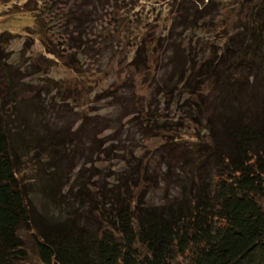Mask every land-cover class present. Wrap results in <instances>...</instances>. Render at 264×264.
Masks as SVG:
<instances>
[{
    "label": "trees",
    "instance_id": "trees-1",
    "mask_svg": "<svg viewBox=\"0 0 264 264\" xmlns=\"http://www.w3.org/2000/svg\"><path fill=\"white\" fill-rule=\"evenodd\" d=\"M40 1H46L48 12L54 14L55 0H29L23 9L36 20L30 32L39 34L46 53L55 60L60 57L57 35L66 52L98 59L96 55L114 49V40H137L141 34L138 26L128 22L132 11L127 3L126 13L122 11V0H58L57 22L37 6ZM209 3L204 4V12L212 9L214 3ZM181 8L180 28L194 31L201 11L187 1ZM218 12L211 24L220 44L203 62L180 51L177 40L169 42L178 49L175 53L183 55L180 68L170 77L172 83L165 86L166 94L186 98L181 109L189 122L205 125L208 136L193 147L190 138L182 144L180 135H175L181 124L170 128L168 123L161 131V150L179 146L186 154L190 149L192 155L179 162L194 158L197 176L183 174V170L178 176L167 168L166 175L157 177L137 169L100 179L90 173L92 167L85 168L92 159L84 157L83 164L74 168L78 171L66 179L61 160L73 149L69 137L54 129L44 107L39 113L23 112L16 89L24 85L18 83L24 70L6 49L16 35L5 32L0 36V89L8 90L4 96L0 93V264H31L26 235L32 238L41 264H264V0H241L234 7H219ZM204 20L201 23L208 25ZM144 41L133 54L137 68H147L153 52L162 45L160 39L158 46ZM31 59L26 67L36 68L35 58ZM156 66L161 64L156 62ZM69 102L70 97L65 98L52 109L63 117L70 111ZM136 116L135 120L140 111ZM81 126L89 130L83 145L90 144L86 152L90 148L92 154L96 150L92 134L99 126L86 119ZM111 148L109 152L114 151ZM23 151L30 161L36 159L39 179H43L38 192L41 208L19 178L17 162ZM86 174V180L80 181ZM158 177L179 184L178 195H167L163 189L167 182L159 183ZM54 179L58 181L53 191L48 190L53 186L50 182L42 187ZM179 179L188 181L181 184ZM152 184L164 190V201L159 204L147 202L144 190ZM68 185L81 190L73 194L70 189L68 194Z\"/></svg>",
    "mask_w": 264,
    "mask_h": 264
},
{
    "label": "rangeland",
    "instance_id": "rangeland-1",
    "mask_svg": "<svg viewBox=\"0 0 264 264\" xmlns=\"http://www.w3.org/2000/svg\"><path fill=\"white\" fill-rule=\"evenodd\" d=\"M28 1L0 0V36L5 32L16 35L12 42H8L6 49H8L10 59L18 63L17 67L24 70L21 78L18 79V83L20 82L21 85L24 83V85H22L23 87L19 85L16 89L20 94L18 97L20 103L23 104V112L29 109L33 111V114L35 111L39 113L40 107H44L43 112L54 129H58L69 137L67 140L70 143L68 144H72L73 149L70 154L63 155L61 160V171L66 173V179L78 171V169L74 171V168L83 164L84 157L92 159V164L85 168L92 167L90 173L95 174L97 178L99 176L100 179H114L113 175L111 176L113 172L120 173L122 171L123 174L127 175L132 171H137V169H141L143 174L145 171H149V174L157 177L162 173L166 175L168 173L166 172L167 168L169 173H176L178 176L182 170L184 171L183 174H195L197 176L194 158L189 157L185 164L184 161L182 164L179 162L181 160L179 158L187 157L188 153L192 155L190 149L186 154H184V147L178 148L179 146L168 149L170 150L169 153L168 150H161L163 139V132L161 131L163 126L168 123H171L168 125L170 128L174 127L172 124L180 123V129L175 135H180L183 140L182 144L190 138L188 142L193 141V147L197 141H203V138L208 136L206 126L189 122L187 114L181 109L186 98L182 100V95L179 94L178 96H167L165 86L166 84L170 86L172 73L180 68L179 59H182V52H190L191 57L198 60L199 63L212 53V48L219 43V35L211 24V18H217L219 7L220 9L222 6L234 7L236 2L241 0H122V11L125 12L124 4L126 3L132 11L127 16L128 22L131 26L136 28L138 26L141 33L137 40L130 38L123 43L114 40V49L103 52L101 56L96 55L98 58L96 59L89 54H72L74 52H66L65 49L64 54H62L64 50L59 45V36L57 35L55 38L56 48L60 54L57 60L46 53L39 34L30 32V29H35L37 24L34 15L25 12L23 9ZM55 1L54 14L48 12L45 7L46 1L43 4L40 1L37 6L45 9L43 11L50 21L57 22L60 14H58L57 7L58 0ZM183 1L189 2L201 11L198 15L200 22L194 31L189 27L184 30L183 26L180 28L178 19L182 13L181 4ZM202 2L204 4L209 3V5L214 3L212 9L209 12H204ZM204 17V21L207 20L208 25L201 23ZM27 32L30 33L31 37L33 36L32 39L27 38ZM159 39L162 41V45L153 52L151 64H147V68L146 65L145 68L133 66V54L136 48L143 41L145 45H149L151 42L158 46ZM172 40L178 41V49L182 52L175 53L178 49L175 48L174 44L169 43ZM24 48L27 49L25 52L23 51ZM73 55H76L75 61L72 58ZM46 57H49L48 60ZM31 58H35V64L38 66L36 68L27 66V69L26 64ZM172 59L173 61H171ZM156 62H159L161 66H156ZM148 69H150L149 72H147ZM0 93L1 96H4L8 90L2 88ZM68 97H70L68 104L70 111L60 117L52 108L58 106L63 102V99ZM101 98L103 100H98ZM126 107L129 109L128 112L135 107L137 110L130 116L125 110ZM137 111H140V116L135 120ZM0 112L2 113L3 109ZM84 119L99 126L97 132L92 134L96 136L91 140H94L96 144V150L92 154H90L91 151H88L90 148L87 149L88 153L86 152V147L90 144L83 145V141L87 140L89 135L88 129L86 132L82 126L80 128ZM158 120V125H156ZM147 121L150 124H148L150 130L145 126ZM39 126L41 125L39 124ZM79 128L80 130L77 132ZM41 129L44 134L48 133L45 129ZM158 134L160 135L157 136ZM116 142H121L122 145ZM118 145L119 148L116 149ZM112 146L114 151L109 152L108 148L112 149ZM123 146L126 147L124 150H122ZM28 153L30 154L29 151ZM20 156V160L17 162L19 178L24 188L28 190V196L31 198L34 196L33 200H37L39 205L38 196L40 194L38 192L43 179H39L40 172L37 161L36 159L30 161V156L24 151L21 152ZM175 156H177V162L173 160ZM88 174L80 176L79 180H86L83 178L87 177ZM181 176L183 175L181 174ZM50 180L47 181L46 185L42 184V187H46L50 182L49 184L53 186L48 187V190L53 191L58 179H54L53 182ZM157 180L159 183L167 182L166 184L173 181L172 179H159V177ZM179 180H181V184L182 181H188V179ZM64 184L70 183L68 180H64ZM166 184L163 189L166 187L167 195L171 194L173 198L177 196L181 186L173 182L168 186ZM70 189L71 185H68L65 192L69 194L71 191L76 194L81 190L78 186ZM163 189L161 186L156 189L155 184L148 185L144 190L148 195L147 202L159 204L164 201L163 191L165 189ZM140 192L141 190L138 191V194ZM45 207L43 209H46ZM25 238L30 263L41 264L32 238L29 235H26Z\"/></svg>",
    "mask_w": 264,
    "mask_h": 264
}]
</instances>
